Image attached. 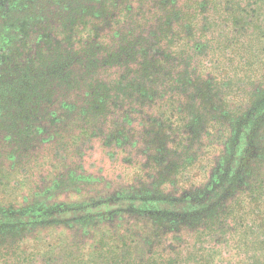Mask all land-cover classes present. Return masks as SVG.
<instances>
[{"label":"rangeland","instance_id":"1","mask_svg":"<svg viewBox=\"0 0 264 264\" xmlns=\"http://www.w3.org/2000/svg\"><path fill=\"white\" fill-rule=\"evenodd\" d=\"M263 24L264 0H0V100L10 99L0 108V210L75 211L159 191L203 198L226 168L234 125L264 91ZM98 87L112 93L96 113ZM20 96L54 102L23 122ZM155 133L160 162L146 141ZM251 137L248 170L215 221L202 212L161 228L123 212L110 226L134 228L144 251L176 264L264 261V115ZM174 165L175 181L157 187ZM59 221L22 236L42 245L37 264L90 262L95 233Z\"/></svg>","mask_w":264,"mask_h":264},{"label":"trees","instance_id":"2","mask_svg":"<svg viewBox=\"0 0 264 264\" xmlns=\"http://www.w3.org/2000/svg\"><path fill=\"white\" fill-rule=\"evenodd\" d=\"M244 22V21H243ZM242 24V22L240 21ZM261 34L259 36L264 41V24L262 25ZM161 32L157 37L159 41L163 38H169L168 33ZM181 35L177 34L176 37ZM174 38V37H173ZM165 40V39H163ZM162 40V41H163ZM173 40V39H172ZM145 50V48L143 49ZM264 50V49H263ZM144 55V54H143ZM146 59H149L150 53H145ZM155 62V56L150 57ZM148 61V60H147ZM260 66L264 67V63ZM142 73L148 75V62H144ZM55 68H52L50 74H53ZM142 77L147 78L148 76ZM100 87L92 91L97 97L93 100L92 108L97 113L106 107L111 98V91L104 89L98 90ZM255 101L244 115L238 118L231 133V147L227 158L226 168L222 171V175L217 179L214 186H211L203 193V198H197L193 194L182 197L180 199L172 198L159 193H144L138 196H120L106 202L95 201L89 205L78 207L75 211H69L67 208L48 209V211L39 210L35 207L27 208L20 212L7 213L0 210V264H37L38 256L43 252L41 244L28 245L24 242L25 237L34 225H40L49 222H60L59 220H67L77 218L80 222L88 224V231L95 233L97 240L90 246L88 256L92 259L87 264H176L175 258L164 260L157 251H150V248L144 251L146 245L137 239L134 228L125 229L124 227L113 228L109 224V219L113 214L127 212L130 216L145 215L154 221L162 223L181 216H195L203 212L206 215L207 223L215 221L216 214L223 209L219 208L222 201L228 196L230 191L236 187L237 181L243 175L245 169L248 170L252 145L250 140L254 125L264 115V91L254 94ZM9 100H0V108L8 106ZM53 103L51 99L36 98L32 102L23 96L13 99L16 114L23 122H27L30 114L38 111L37 107L45 101ZM37 106V107H33ZM32 114V115H33ZM21 124V123H16ZM151 134H154L151 132ZM149 152L156 153L155 159L160 162V147L163 140H159L155 135L146 136ZM159 145V146H158ZM162 152V151H161ZM156 165V164H155ZM158 166V163H157ZM179 172L177 165L168 167V171L160 172L161 180L157 183L159 187L163 183L172 182ZM173 177V180H172ZM175 181V180H174ZM159 185V186H158ZM226 211V210H225ZM227 212V211H226ZM216 216V217H215ZM219 216V215H218ZM215 217V218H214ZM95 218V219H94ZM93 221L99 226L93 229ZM101 224H103L101 226ZM211 227V226H210ZM160 228V229H161ZM93 229V231H92ZM128 230V231H127ZM150 243L148 242V245ZM45 246V245H44ZM157 246V245H156ZM155 246V247H156ZM50 247V246H48ZM154 249V248H153ZM158 249V248H157ZM48 252V251H46ZM140 252L147 257H140ZM257 264H260V258L256 256ZM83 263L82 261H77ZM264 264V261H260Z\"/></svg>","mask_w":264,"mask_h":264}]
</instances>
